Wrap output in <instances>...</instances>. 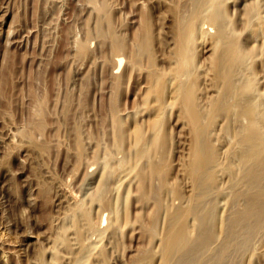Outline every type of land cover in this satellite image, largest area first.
<instances>
[{"label": "rangeland", "instance_id": "1", "mask_svg": "<svg viewBox=\"0 0 264 264\" xmlns=\"http://www.w3.org/2000/svg\"><path fill=\"white\" fill-rule=\"evenodd\" d=\"M190 3L191 0H0V264H75L83 244L91 247L84 264H161L160 241L168 209L189 206L194 192L186 166L193 159V128L183 107L175 103L168 107L163 119L164 142L148 156L150 159L137 158L134 136L140 131L147 133L153 117V112L145 109L149 86L145 71L150 62L162 72L172 68L178 14L182 10L181 16L186 12L184 18H191L193 2ZM216 7L227 11L221 25L251 50L242 72L239 68L234 73L236 84L246 82L250 71L246 65L252 66V98L260 102L259 107L262 102L263 108L264 0H218ZM200 25L194 44L198 81L195 92L205 110L216 95L212 93L216 88L211 84L214 71L209 62L211 36L217 25L207 20ZM201 30L207 32V37L200 35ZM147 34L151 51L138 52ZM117 55L126 58L120 68H116ZM133 58L139 64L134 65ZM172 89L171 85L166 87V97ZM221 118L213 122L210 130L215 146L224 153L231 138L221 131L225 125ZM222 135L226 137L219 142ZM155 164H159V175L165 178L157 177L149 186L142 185L145 171ZM117 165L133 171L113 176L111 171ZM223 178L220 187L228 183V178ZM163 183H168L172 191L168 190L174 193L160 194L161 208L168 204L159 221L165 222L158 224L164 230L157 228V235H151L147 226L159 205L151 188H161ZM213 192L216 197L209 195L217 199L218 190ZM225 202L218 200L219 217ZM86 213L100 227V233H88ZM186 218L189 223L195 222L191 229H196L193 233L197 234V221L190 215ZM260 233L252 240V252H233L228 264H264V231ZM217 248L218 242L212 249ZM148 251H152L151 257Z\"/></svg>", "mask_w": 264, "mask_h": 264}, {"label": "bare ground", "instance_id": "2", "mask_svg": "<svg viewBox=\"0 0 264 264\" xmlns=\"http://www.w3.org/2000/svg\"><path fill=\"white\" fill-rule=\"evenodd\" d=\"M217 1L218 0H191L190 5L193 2V4L191 5L193 6V13L191 15V18H184L183 14H185L186 12L183 13L182 16L181 13L184 11L181 10L182 12H179L177 18L178 25L176 26L177 39L174 51V61L172 60L173 64L172 62H170V64H172L173 66L169 72H162L161 69L159 70L155 68L152 62H150L149 70H144L148 75V77L146 78H148L149 81L147 82V85H149L147 86V96L146 99L144 98L145 109L147 111L153 112V117L152 120L150 119V123L148 122L149 128L147 130V133L146 130L145 133L140 131L137 137L136 134L134 136L136 138L135 148H137V158L139 160L147 158L153 151L155 152L157 148H160L159 146H161L162 142H164V137L161 136V132L164 129L163 119L168 107L174 105L175 103H178L183 107L185 116L191 121L193 128L192 133H194L193 138L195 142L193 159L190 162V165H186L187 168L189 166L188 173L193 180L192 183H194V187L192 188L194 189L192 190L194 192L190 191V195L191 192L193 193V195L191 196L189 206H187L186 204L187 207L184 206L185 200L183 202L184 204L182 205L184 207H180L176 204L178 207L176 206L177 208L171 210L170 208H167L168 204H165L167 206L166 208L168 209V217L166 218L167 221L165 226V233L162 241H160V244L162 242V248L160 249L161 253L159 252L160 250L157 251L158 254L160 253L161 264H228L233 259V252L236 255L241 254V252L237 251L246 252L249 250L250 252H252L249 248L254 241L253 238L258 234L262 235V233L260 232L264 231V112L261 111L262 102L260 104V108L258 105L260 102L258 103L257 100V104L252 98V93L255 89L252 73L250 72L252 66L247 67L246 65V69L248 68V71L250 70L249 76L246 75L248 77H246V82H244L243 85H238V83L236 84L234 73L237 72V69L240 68L239 70H241L243 66L245 67L247 58L252 54L250 48H245L244 46H242L243 44L235 40L231 32L228 33L229 29L226 30V28L228 27L225 28L221 25V22L226 20L225 17L227 11L220 8L218 9L217 7L215 8ZM191 6H189L188 4V8ZM189 10L191 11V8L187 11L189 12ZM203 20H207L209 23H211V25H217L216 33L211 36L212 57L211 62H209L211 63L213 69L211 71H214V77L212 79L213 83L211 84H213L214 88H216V91L213 92V90L212 93H216V95L214 96V98H212V101L211 99L209 100L211 105L207 103L209 105L206 106L205 104V106L208 108L207 109L206 107H204L206 108L205 110L202 108V105H200L199 97L197 95V92H195V89L198 88V81L196 82L195 80L197 68L195 65L196 50L194 49V44L196 41L195 36L198 34L199 27L201 26L200 24ZM205 34H207L206 31H200V35L207 37ZM149 38V34H147V36H145V39L142 40L143 45H141V50L138 52L149 53L151 51L149 49ZM118 46L119 45H117V47ZM118 48L121 49L120 47ZM118 55L117 66L115 65L116 68H120L121 66H123L122 64L126 59L124 56L123 57L125 59L122 58V55L120 57H118ZM137 60V58H133V60L131 61H133L134 65H136L138 63ZM138 66L139 65H137V67ZM199 66L200 65H198V67ZM141 68L143 69V67ZM239 74L241 75L240 72ZM239 74L237 73L238 76ZM239 81L240 80H238V82ZM169 85H171V89L173 86V89L172 92H170L171 95H169V97H166L165 90ZM204 97L206 98V96ZM262 109H264V107ZM169 113H171V110ZM219 117H222L225 120V125L221 129V131H223L226 136H229V138H231L229 139L231 140L229 142V147L227 144V149L224 153L219 151L215 146L216 144L212 138L213 132H211L213 122ZM226 136H219L220 138L218 139V141L222 142ZM225 141H227V139ZM194 142H192V144ZM133 150L135 149L133 148ZM161 151L163 150H160L159 153H161ZM151 157L154 158V155ZM164 158L162 159V161L164 160ZM160 159L158 161H160ZM158 165L155 164L151 166L150 169L147 168L143 177L141 176L142 180L140 178L142 185L149 186L154 178L161 177L160 179H162V177H164L159 175L161 170L159 168L160 166ZM128 166L131 167V164L129 165L128 163ZM118 168L112 170L111 175L114 176L118 172L123 175H129L133 171V169L129 167L128 169L127 167L125 169L123 168V166H118ZM188 173L186 172V174ZM139 177L140 176L138 175V178ZM222 178L223 180H225V178H228V183H226L227 185L225 184V186L220 187L221 184H224V181L221 183ZM123 179L125 180V178ZM117 180L119 179L117 178ZM159 181L157 183H159ZM165 181L167 182V179ZM116 182L118 183V181ZM112 183L114 182L112 181ZM167 184L163 183L161 188H151L152 194L156 196L157 202L163 196L162 195L161 197H159L161 193L164 194V191H172V188L169 186V188H171L169 189ZM102 186H104V184ZM215 189L218 190L217 199H213L214 197H216H213L214 192L212 193V191H214ZM126 192L127 191H125V193ZM168 193L170 194L171 192L169 191ZM172 193H174V191ZM209 193L212 194L213 198L209 195ZM176 194L178 195V197L181 195L178 193ZM208 195L211 198L207 197ZM207 198L210 200H208ZM219 199H223L226 201L224 204V208L222 209V217H219L220 215L219 213H217V203ZM125 201L127 200H124V203ZM157 202L155 203L156 205ZM116 205H118V202L116 203ZM153 205L154 204H152V206ZM163 205L164 204H162V206ZM157 207L158 208L157 210L155 209V213L152 216L150 215L151 222L150 225L148 224L147 226L149 227V229L147 228L148 230H146L151 235H154L156 233L157 228H163L162 225H160L161 227H158V224L161 223H159L161 218V211L163 212L162 209L165 207L161 208L160 201ZM163 214L162 216L164 219L165 214ZM188 215H190V218L193 217L192 219H195V221H197L196 224H198L200 228L197 234H194L196 229H191V226L193 227V224L195 222L191 220L193 224L190 222V225L189 221L186 220L188 218H186V216ZM116 216L118 217V213L116 214ZM85 218L89 226L88 233L89 231L91 233L101 232L100 227H98V225L90 219L88 213L85 214ZM115 220L117 219L115 218ZM163 221L161 224H163ZM115 222L116 226H118L117 221ZM196 224L195 226H197ZM116 228L118 229L119 227ZM160 231L162 233V230ZM158 235L160 234L158 233ZM89 237H91V235ZM160 237H162V235ZM158 238L159 236L157 237V239ZM216 242H218V248L217 250L213 251L212 247ZM80 247L81 248L77 253L75 264H81L85 262L84 259L87 256L89 257L90 255L88 254V250L91 248H89V245L83 244L80 245ZM254 249L255 247L252 250ZM150 252V254H152V251ZM257 253L258 255L260 254L259 252ZM146 254H148V257L150 256L149 251ZM250 256H252V254ZM153 257L154 256H152V258ZM231 257L232 259H230ZM146 259L149 258L146 257Z\"/></svg>", "mask_w": 264, "mask_h": 264}]
</instances>
